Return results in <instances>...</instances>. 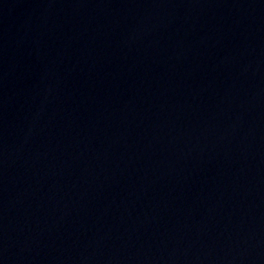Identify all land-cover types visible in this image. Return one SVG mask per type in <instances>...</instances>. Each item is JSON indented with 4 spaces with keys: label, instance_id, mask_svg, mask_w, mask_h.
I'll return each instance as SVG.
<instances>
[{
    "label": "water",
    "instance_id": "water-1",
    "mask_svg": "<svg viewBox=\"0 0 264 264\" xmlns=\"http://www.w3.org/2000/svg\"><path fill=\"white\" fill-rule=\"evenodd\" d=\"M0 264H264V0H0Z\"/></svg>",
    "mask_w": 264,
    "mask_h": 264
}]
</instances>
